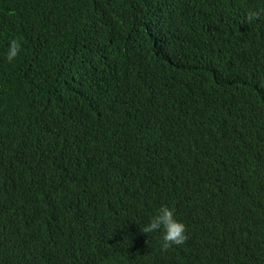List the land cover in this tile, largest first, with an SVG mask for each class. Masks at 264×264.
I'll use <instances>...</instances> for the list:
<instances>
[{"label":"trees","instance_id":"obj_1","mask_svg":"<svg viewBox=\"0 0 264 264\" xmlns=\"http://www.w3.org/2000/svg\"><path fill=\"white\" fill-rule=\"evenodd\" d=\"M0 264H264V0H0Z\"/></svg>","mask_w":264,"mask_h":264},{"label":"clouds","instance_id":"obj_2","mask_svg":"<svg viewBox=\"0 0 264 264\" xmlns=\"http://www.w3.org/2000/svg\"><path fill=\"white\" fill-rule=\"evenodd\" d=\"M260 12L250 11L247 14V23L251 24L254 19H260ZM21 44L17 39L10 41L7 50V60L12 62L20 53ZM176 210L167 204L162 205L155 215L150 217L149 222L141 228L143 233L149 234L162 230L161 249L166 251L171 247L184 244L188 237L186 235V225L176 218Z\"/></svg>","mask_w":264,"mask_h":264}]
</instances>
